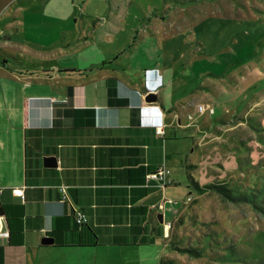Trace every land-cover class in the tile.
<instances>
[{
	"label": "crops",
	"instance_id": "1",
	"mask_svg": "<svg viewBox=\"0 0 264 264\" xmlns=\"http://www.w3.org/2000/svg\"><path fill=\"white\" fill-rule=\"evenodd\" d=\"M32 18L14 15L0 27V229L9 231L0 236V264H69L115 246L166 241V223L182 210L165 200L167 188L184 180L172 170L174 183L164 190L146 185V176L168 164L169 137L177 139L184 124L164 103V72L85 71L65 42L29 36V27L58 28ZM118 51L109 45L96 60ZM157 87L158 100L147 101V89ZM186 164L198 167L188 157ZM15 187H24V199ZM76 208L86 223L76 221ZM46 236L54 241L43 243Z\"/></svg>",
	"mask_w": 264,
	"mask_h": 264
},
{
	"label": "rangeland",
	"instance_id": "2",
	"mask_svg": "<svg viewBox=\"0 0 264 264\" xmlns=\"http://www.w3.org/2000/svg\"><path fill=\"white\" fill-rule=\"evenodd\" d=\"M14 15L57 26L54 32H26L65 42L84 58L78 64L85 71L111 68L129 71L131 78L134 71H163L164 103L184 124L177 139L169 137L168 164L184 181L166 187L171 197L165 200L182 209L167 240L115 246L97 259L69 264H159L164 256L178 264H219L215 250L229 244L240 264H264V0H0V27ZM107 20L113 28L103 24ZM109 45L119 51L96 60ZM200 104L214 111L200 112ZM187 157L198 167L187 166ZM188 171L202 186L226 181L238 197L201 194ZM209 241L211 257L195 258L179 248L210 249Z\"/></svg>",
	"mask_w": 264,
	"mask_h": 264
},
{
	"label": "trees",
	"instance_id": "3",
	"mask_svg": "<svg viewBox=\"0 0 264 264\" xmlns=\"http://www.w3.org/2000/svg\"><path fill=\"white\" fill-rule=\"evenodd\" d=\"M189 177H190L191 182L194 184V187L201 194L214 190V191L221 193L224 196L233 198L234 196L233 194L236 193L235 189L229 187L226 181L202 186L198 182H196L192 178L191 175H189ZM250 193L247 194V196L252 197L253 193L252 192ZM235 196L238 197L237 194H235ZM0 213L3 214L1 205H0ZM211 244L212 242L209 241L208 246L210 247V249L202 248V247L195 246V245H188L186 247H179V248H180V251H182L183 253L190 254L191 256H194L195 258H202L206 256L211 257L212 251H213V248H211ZM223 248H224V251H222V249L215 250L216 253L213 255V256H216V258L213 257V260L215 261V263H219V264H240L241 263V261L237 259V257L239 256H238L236 247L234 245L229 244L228 247H223ZM159 264H178V263L176 259L164 256L161 258Z\"/></svg>",
	"mask_w": 264,
	"mask_h": 264
},
{
	"label": "built area",
	"instance_id": "4",
	"mask_svg": "<svg viewBox=\"0 0 264 264\" xmlns=\"http://www.w3.org/2000/svg\"><path fill=\"white\" fill-rule=\"evenodd\" d=\"M197 109L200 112H204L207 109H209L211 112H213L214 106L213 105L200 104L197 106ZM189 117L191 118L192 115H189ZM156 130H157L158 134L164 135L165 131H164L163 126H157ZM152 181H156L157 185L162 189H165L167 186L173 184L174 178H173L171 167L168 166L167 164L163 163V164H160L155 170L149 172L146 176V185L149 186ZM61 191H62V199L64 201H66L68 199V196H67V189L64 185L61 186ZM13 192H14V194L20 196L23 199L25 198L24 187H15L13 189ZM157 207L160 209L165 208V201H161L157 205ZM0 217H3V215L0 214ZM74 217L79 224H84L87 222L86 213H84L82 210H80L78 208L74 209ZM171 226H172V222L168 221L166 223L167 229L169 230V228H171ZM0 236L5 237V238L8 237L9 231L1 228L0 229Z\"/></svg>",
	"mask_w": 264,
	"mask_h": 264
},
{
	"label": "water",
	"instance_id": "5",
	"mask_svg": "<svg viewBox=\"0 0 264 264\" xmlns=\"http://www.w3.org/2000/svg\"><path fill=\"white\" fill-rule=\"evenodd\" d=\"M146 100L149 102H154L156 100H158V95L156 92L150 91L147 96H146ZM49 164L51 165H56L57 164V160L56 157H49ZM162 213L159 214V219L162 221ZM54 241V239L52 237L46 236L43 238V243H52Z\"/></svg>",
	"mask_w": 264,
	"mask_h": 264
}]
</instances>
